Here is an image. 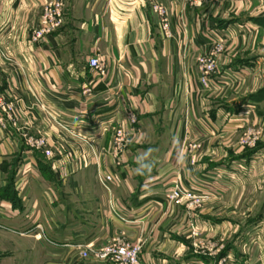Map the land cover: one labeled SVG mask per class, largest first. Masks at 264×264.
<instances>
[{
    "label": "crops",
    "instance_id": "0c3cea01",
    "mask_svg": "<svg viewBox=\"0 0 264 264\" xmlns=\"http://www.w3.org/2000/svg\"><path fill=\"white\" fill-rule=\"evenodd\" d=\"M51 1L0 0V90L51 150L0 129V220L25 215L45 229L46 264H112L72 245L95 250L113 236L140 245L141 264H215L244 228L250 246L233 255L264 264V0H160L170 37L151 0H61L63 25L34 40ZM216 40L225 50L204 87L196 59ZM120 127L127 141L113 155ZM149 149L153 166L137 174ZM98 172L113 174L109 190ZM174 184L206 197L171 203Z\"/></svg>",
    "mask_w": 264,
    "mask_h": 264
},
{
    "label": "built area",
    "instance_id": "2783aa9c",
    "mask_svg": "<svg viewBox=\"0 0 264 264\" xmlns=\"http://www.w3.org/2000/svg\"><path fill=\"white\" fill-rule=\"evenodd\" d=\"M192 3L194 0H187ZM63 2L61 0H53L47 3L41 12L39 17V25L35 29L33 39H40L43 35L59 29L65 20V13L63 8ZM151 11L157 16L159 29L164 36H171V23L169 18V8L160 0H151ZM225 50L223 40H216L210 44V48L203 54H200L197 59V68L199 74V82L202 86L208 87L209 80H211L214 74L217 73V58ZM88 66L96 70L101 76L105 74V66L102 59L98 56H90L87 59ZM0 110L4 115L0 116V129L7 130V128H14L16 131H20L23 135V140L26 146L33 150H40L45 156L51 155V150L47 145V142L42 136H33L29 134L28 127H20L18 125V116L14 113V107L12 104L5 101L4 96L0 90ZM127 120L130 124H134L137 121L136 116L129 112L127 113ZM126 133L122 127L117 128L114 132L112 140L111 151L113 155L121 153L125 147L127 141ZM256 136L250 131L244 134L241 139L242 144L253 145ZM189 147L195 148L196 144L191 143ZM190 148V149H191ZM98 182L103 188L109 190V184L113 181V174L110 172L97 173ZM167 200L173 203L184 202L188 207L197 208L202 204L205 199V195L196 193L194 190L183 189L178 184L174 186L167 193ZM72 247L79 252L80 257L88 258L91 255L97 261H109L112 264H141L140 251L141 247L138 244H131L126 241L122 236H113L110 240L104 243L99 248L92 250L91 246L87 245L82 247L80 244H73ZM227 257H221L215 264H227Z\"/></svg>",
    "mask_w": 264,
    "mask_h": 264
},
{
    "label": "rangeland",
    "instance_id": "374dc122",
    "mask_svg": "<svg viewBox=\"0 0 264 264\" xmlns=\"http://www.w3.org/2000/svg\"><path fill=\"white\" fill-rule=\"evenodd\" d=\"M182 1L185 4L189 3L187 0ZM149 10L151 11V6ZM8 215L11 216L9 213ZM239 215L241 218L242 214ZM9 218L8 220H0V264H46V234L43 233L45 229L35 227L36 224L30 225L32 220L28 221L25 215H20L15 219ZM249 232V229H240L241 236L237 238V235L235 237L232 235L228 239L227 245L233 249H228L227 264L246 263L241 261L240 256H234L233 253L235 246L239 253L240 251L244 252L245 248L250 246ZM261 251L264 252V246Z\"/></svg>",
    "mask_w": 264,
    "mask_h": 264
},
{
    "label": "clouds",
    "instance_id": "9594fccd",
    "mask_svg": "<svg viewBox=\"0 0 264 264\" xmlns=\"http://www.w3.org/2000/svg\"><path fill=\"white\" fill-rule=\"evenodd\" d=\"M152 151H153L152 149H149L136 157L135 163L137 167L135 169V172L137 174L142 175L145 172L149 171L151 167L153 166L152 160L150 159V155Z\"/></svg>",
    "mask_w": 264,
    "mask_h": 264
}]
</instances>
